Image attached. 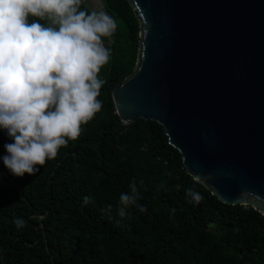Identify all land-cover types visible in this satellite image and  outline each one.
I'll list each match as a JSON object with an SVG mask.
<instances>
[{"label": "trees", "instance_id": "16d2710c", "mask_svg": "<svg viewBox=\"0 0 264 264\" xmlns=\"http://www.w3.org/2000/svg\"><path fill=\"white\" fill-rule=\"evenodd\" d=\"M101 2L123 25L102 38L111 51L99 73L102 108L35 175L16 177L0 159V264H264V216L195 182L156 122L120 123L111 93L134 68L139 24L126 0ZM12 142L0 129V157ZM133 180L146 211L121 220L119 196ZM189 187L200 203L188 202Z\"/></svg>", "mask_w": 264, "mask_h": 264}, {"label": "water", "instance_id": "95a60500", "mask_svg": "<svg viewBox=\"0 0 264 264\" xmlns=\"http://www.w3.org/2000/svg\"><path fill=\"white\" fill-rule=\"evenodd\" d=\"M126 1L139 41L111 93L120 123L156 122L195 182L264 216V0Z\"/></svg>", "mask_w": 264, "mask_h": 264}, {"label": "clouds", "instance_id": "9594fccd", "mask_svg": "<svg viewBox=\"0 0 264 264\" xmlns=\"http://www.w3.org/2000/svg\"><path fill=\"white\" fill-rule=\"evenodd\" d=\"M81 3L0 0V129L13 141L0 159L16 177L38 173L102 108L97 97L107 80L99 73L111 57L102 38L111 37L117 23L104 11L82 10ZM30 16L38 20L29 22ZM128 188L117 205L121 220L130 208L146 211L136 181ZM185 191L189 203L202 201L195 189ZM82 199L92 202L91 196ZM13 223L25 225L21 218Z\"/></svg>", "mask_w": 264, "mask_h": 264}, {"label": "rangeland", "instance_id": "374dc122", "mask_svg": "<svg viewBox=\"0 0 264 264\" xmlns=\"http://www.w3.org/2000/svg\"><path fill=\"white\" fill-rule=\"evenodd\" d=\"M88 7H89V9L91 10V12L92 11H97V12H99V11H104V12H106L107 14H109L106 10H105V8H104V6H103V4H102V2H101V0H82ZM110 15V14H109ZM111 16V15H110ZM112 17V16H111ZM115 20H116V23H117V28L116 29H121L122 28V23H121V21L120 20H118V19H116L115 18ZM110 40V39H109ZM105 43V46H106V42H104Z\"/></svg>", "mask_w": 264, "mask_h": 264}]
</instances>
